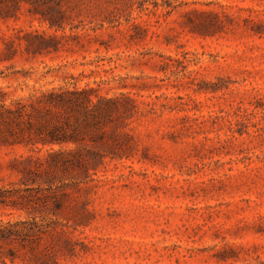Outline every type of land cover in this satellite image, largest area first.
<instances>
[{"label":"rangeland","instance_id":"rangeland-1","mask_svg":"<svg viewBox=\"0 0 264 264\" xmlns=\"http://www.w3.org/2000/svg\"><path fill=\"white\" fill-rule=\"evenodd\" d=\"M75 86L119 129L50 187L23 184L49 146L0 148V222L40 229L0 264H264V0H0L7 103Z\"/></svg>","mask_w":264,"mask_h":264},{"label":"trees","instance_id":"trees-1","mask_svg":"<svg viewBox=\"0 0 264 264\" xmlns=\"http://www.w3.org/2000/svg\"><path fill=\"white\" fill-rule=\"evenodd\" d=\"M23 1L31 2V0H16V4L19 5ZM51 25L54 26V23L52 22ZM39 40L41 43L35 49H39L38 51L47 49L46 40L41 37ZM6 99V93L0 91V148L17 145L31 147L38 144L50 147L47 155L36 158L35 166L40 169L37 173L31 168L23 170L24 178H26L23 184L26 186L30 182L38 183V180L32 179L33 175L41 178L49 187L59 172L65 173L78 168L85 175H89V160L82 158V155L78 156L79 145L90 141V145L94 148L99 144L106 146L107 142L104 138L116 134L119 129L117 122L121 120L125 108L119 98H108L100 95L99 90L76 86L73 89L60 87L43 91L41 95H34L29 103L19 100L8 104ZM129 102L132 105L133 101ZM83 129L91 132L82 131ZM71 144H75L77 148L60 150L54 148ZM88 154L95 162L101 161V164L106 158L105 154L91 149ZM31 161L34 162L32 157L24 159V162ZM20 191L22 190L0 191V204L15 207L18 201H10V199L21 193ZM19 199L24 203L28 200L29 204L30 201H34L30 196L25 195H20ZM59 205L60 202L56 201V206ZM38 228L39 225L36 226V223L0 222V244L25 240L24 238L30 235L39 236ZM3 264L6 263L3 262Z\"/></svg>","mask_w":264,"mask_h":264}]
</instances>
